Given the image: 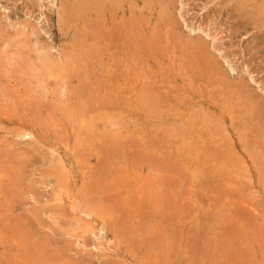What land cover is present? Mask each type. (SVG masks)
I'll return each instance as SVG.
<instances>
[{
  "label": "rangeland",
  "instance_id": "1",
  "mask_svg": "<svg viewBox=\"0 0 264 264\" xmlns=\"http://www.w3.org/2000/svg\"><path fill=\"white\" fill-rule=\"evenodd\" d=\"M263 104L264 0H0V264H264Z\"/></svg>",
  "mask_w": 264,
  "mask_h": 264
},
{
  "label": "bare ground",
  "instance_id": "2",
  "mask_svg": "<svg viewBox=\"0 0 264 264\" xmlns=\"http://www.w3.org/2000/svg\"><path fill=\"white\" fill-rule=\"evenodd\" d=\"M170 1H171V0H170ZM152 2H153V1H152ZM159 2H160V0H159ZM143 3H145V2H143ZM167 3H168V2H167ZM153 4H154V3H153ZM148 5H149V4H148ZM150 5H151V4H150ZM161 5H162V4H161ZM144 7H146V6H144ZM168 7H169V6H168ZM168 7H167V8H168ZM163 8H165V7L162 6L161 9H163ZM168 10H169V9H168ZM162 11H163V10H162ZM160 13H161V12H160ZM162 13H163V12H162ZM165 15H166V14H165ZM161 16H164V14L161 15ZM83 18H84V17H83ZM98 18H99V16H98ZM131 19H133V18H131ZM59 20H60V19H59ZM134 21H135V20H134ZM86 22H87V21H86ZM88 22H89V21H88ZM139 22H140V21H139ZM74 23H75V22H74ZM117 23H118V22H117ZM140 23H141V22H140ZM81 25H82V24H81ZM104 25H105V24H104ZM104 25H103V26H104ZM123 25H124V24H123ZM138 25H139V24H138ZM101 26H102V25H101ZM101 26H100V27H101ZM105 26H106V25H105ZM120 26H121V24H120ZM128 26H131V25L128 24ZM132 26H133V25H132ZM98 27H99V26H98ZM121 27H122V26H121ZM91 28H92V27H91ZM106 28H107V27H106ZM118 28H119V27H118ZM125 28H126V27H125ZM100 29H101V28H100ZM120 29H121V28H120ZM122 29H124V27H123ZM128 29H129V28H128ZM128 29H127V30H128ZM133 30H134V29H133ZM117 31H119V30H117ZM124 31H125V30H124ZM87 32H89V31H87ZM95 32H97V31H95ZM95 32H94V33H95ZM99 32H100V31H99ZM99 32H98V33H99ZM120 32L122 33L123 31L120 30ZM76 33H77V32H76ZM78 33H80V32H78ZM90 33H92V32H90ZM102 33H103V32H102ZM124 33H125V32H124ZM127 33H128V32H127ZM87 34H88V33H87ZM105 34H108V32L106 33V30H105ZM125 34H126V33H125ZM74 35H75V34H74ZM101 35H102V34H101ZM123 35H124V34H123ZM94 36H95V35H94ZM112 36H113V35H112ZM77 37H78V36H77ZM87 37H88V36H87ZM103 37H105V36L103 35ZM108 37H110V36L108 35ZM74 38H75V37H74ZM101 38H102V37H101ZM130 38H131V37H130ZM91 39H92V38H91ZM93 39H94V38H93ZM93 39H92V40H93ZM106 39H108V38L106 37ZM113 39H114V38H113ZM89 40H90L89 38H88V40L86 39V41H89ZM77 41H78V40H77ZM84 41H85V39H84ZM108 41H109L110 44L114 43V40H109V39H108ZM120 41H122V39H121ZM126 41H127V40H126ZM198 42H200V40H199ZM95 43H96V42H95ZM101 43H102V42H101ZM118 43H119V42H118ZM122 43L125 44V42H122ZM76 44H77V43H76ZM80 44H81V43H80ZM84 44L86 45L87 43L83 42V45H84ZM89 44H91V43H89ZM105 44H106V43H105ZM131 44H132V43H131ZM95 45H96V44H95ZM97 45H98V44H97ZM106 45H107V44H106ZM106 45H105V46H106ZM116 45H117V44H116ZM122 45H123V44H122ZM122 45H121V46H122ZM125 45H126V44H125ZM125 45H124V47H125ZM98 46H99V45H98ZM100 46H101V45H100ZM109 46L112 47L111 45H109ZM121 46H120V48H121ZM126 46H127V45H126ZM198 46H199V45H197V47H198ZM89 47H90V46H89ZM118 47H119V45H118ZM41 48H42V47H41ZM76 48H77V47H76ZM120 48H119V49H120ZM125 48H127V47H125ZM129 48H130V47H129ZM131 48H132V47H131ZM190 48H191V47H190ZM190 48H189V49H190ZM192 48L194 49V48H196V47L193 46ZM192 48H191V49H192ZM39 49H40V48H39ZM39 49H38L37 51H38V52H41V51H39ZM94 49L98 50L99 48H98V49H97V48H94ZM137 49H138V48H137ZM198 49H199V48H198ZM203 49H204V48H203ZM45 50H46V48H45ZM45 50H44V52H45ZM70 50L73 51L72 49H70ZM131 50H132V49H131ZM133 50H135V48H134ZM145 50H146V49H144V51H145ZM71 51H70V52H71ZM117 51H119V50H117ZM121 51H122V50H121ZM123 51H124V50H123ZM125 51H126V50H125ZM125 51H124V52H125ZM188 51H189V50H188ZM196 51H197V49H196ZM200 51H201V47H200ZM97 52H98V51H97ZM115 52H116V49H115ZM138 52H139V51H138ZM138 52H135V53H138ZM83 53H84V52H83ZM85 53H86V52H85ZM88 53H89V52H88ZM98 53H99V52H98ZM102 53H103V52H102ZM116 53H117V52H116ZM116 53H115V55H116ZM130 53H131V52H130ZM130 53H128V54H129L128 56H130ZM45 54H46V53H45ZM99 54H100V53H99ZM104 54H105V51H104ZM125 54H127V53H125ZM138 54H139V53H138ZM138 54H137V55H138ZM50 55H51V54H50ZM92 55L94 56V54H92ZM100 55L103 56V54H100ZM187 55H188V54H187ZM199 55H200V54H199ZM199 55H198V56H199ZM40 56H42V55H40ZM78 56H79V55H78ZM112 56H113V54H112ZM132 56H134V55H132ZM132 56H130V57H132ZM208 56H209V55H208ZM48 57H49V55H48ZM48 57H47V58H48ZM72 57H74V56H72ZM75 57H76V55H75ZM116 57H117V56H116ZM124 57L127 58L126 56H124ZM135 57H136V56H135ZM194 57H195V56H194ZM57 58H58V56H57ZM132 58H133V57H132ZM144 58H145V57H144ZM195 58H196V57H195ZM195 58H193V59H195ZM18 59H19V58H18ZM66 59H68V58H66ZM119 59H121V58H119ZM134 59H135V58H134ZM134 59H133V61H134ZM142 59H143V58H142ZM196 59H197V58H196ZM42 60H43V59H41V61H42ZM47 60L49 61V58H48ZM47 60H46V61H47ZM87 60H89V57L87 58ZM127 60H128V59H127ZM143 60H144V59H143ZM50 61H51V59H50ZM59 61H60V60H59ZM63 61H64V60H63ZM115 61H116V60H115ZM119 61H121V60H119ZM137 61H139V60H137ZM98 62H99V61H98ZM135 62H136V60H135ZM147 62H148V61H147ZM205 62H206V61H205ZM46 63H47V62H46ZM139 63H141V62L139 61ZM192 63H193V62H192ZM196 63H197V62H196ZM215 63H216V62H215ZM218 63H219V62H218ZM93 64H94V63H93ZM115 64H116V62H115ZM45 65H46V64H45ZM49 65H50V64H49ZM58 65H59V64H58ZM138 65H139V64H138ZM140 65H141V64H140ZM193 65H194V64H193ZM218 65H219V64H218ZM42 66H43V65H42ZM111 66H112V65H111ZM133 66H134V65H133ZM145 66H146V65H145ZM204 66H205V65H204ZM204 66H203V67H204ZM88 67H89V66H88ZM115 67H116V66H115ZM130 67H132V66H130ZM135 67H137V66H135ZM139 67H140V66H139ZM141 67H142V66H141ZM200 67H201V65H200ZM203 67H202V68H203ZM212 67H213V65H212ZM46 68H47V67H46ZM58 68H59V67H58ZM58 68H57V69H58ZM61 68H62V67H61ZM61 68H60V69H61ZM208 68H209V67H208ZM232 68H233V67H232ZM39 69H40V68H39ZM47 69H48V68H47ZM119 69H120V68H119ZM36 70H37V69H36ZM40 70H41V69H40ZM62 70H63V68H62ZM66 70H67V69H66ZM111 70H112V69H111ZM202 70H204V69H202ZM232 70H233V69H232ZM55 71H56V69H55ZM78 71H79V70H78ZM206 71H207V70H206ZM208 71H209V70H208ZM213 71H214V69H213ZM36 72H37V71H36ZM45 72H46V71H45ZM53 72H54V71H53ZM103 72H104V71H103ZM109 72H110V71H109ZM185 72H186V71H185ZM211 72H212V71H211ZM219 72H220V71H219ZM232 72H233V71H232ZM21 73H22V72H21ZM47 73H48V72H46V75H47ZM54 73H55V72H54ZM56 73H57V72H56ZM112 73H113V72H112ZM44 74H45V73H44ZM103 74H104V73H103ZM33 76H34V75H33ZM38 76H39V75H38ZM52 76H53V73H52ZM192 76H193V75H192ZM41 77H42V76H41ZM63 77H64V76H63ZM114 77H115V76H114ZM120 77H121V75H120ZM120 77H118V79H120ZM34 78H35V76H34ZM42 78H43V77H42ZM42 78H41V80H42ZM115 78H116V77H115ZM43 79H46V76H45V78H43ZM57 79H58V78H57ZM111 79H112V78H111ZM86 80H87V79H86ZM66 81H67V79H66ZM112 81H113V80H112ZM119 81H120V80H119ZM63 82H64V81H63ZM86 82H87V81H86ZM115 82H116V81H115ZM155 82H156V81H155ZM41 83H42V82H41ZM44 83H45V82H44ZM46 83H47V82H46ZM65 83H66V82H65ZM87 83H88V82H87ZM42 84H43V83H42ZM59 84H61V82H60ZM114 84H115V83H114ZM212 84H213V83H212ZM235 84H236V83H235ZM88 85H89V84H88ZM60 86H61V85H60ZM64 86H66V85H63L62 87H64ZM67 86H68V84H67ZM109 86H110V85H109ZM233 86H234V85H233ZM240 86H241V85H240ZM243 86H244V85H242V88H243V89H246V88H244ZM245 86H246V85H245ZM87 87H88V86H87ZM87 87H86V88H87ZM103 87H104V86H103ZM156 87L158 88L159 86H156ZM156 87H155V88H156ZM160 87H161V86H160ZM237 87H238V86H237ZM237 87H236V88H237ZM65 88H67V87H65ZM89 88H90V87H89ZM157 88H156V91H157ZM83 89H84V88H83ZM119 89H120V88H119ZM140 89H141V88H140ZM234 89H235V88H234ZM237 89H239V87H238ZM248 89H249V88H248ZM62 90H63V89H62ZM142 90H144V89H142ZM147 90H148V88L146 89V91H147ZM158 90H159V88H158ZM146 91H145L144 93H146ZM120 92H121V89H120ZM149 92H152V91L149 89V91H147V94H146L147 96H146V95H145V96H146V97H149V99L151 100L150 96H148V94H150ZM157 92H158V91H157ZM159 92H161V91H159ZM227 92H228V91H227ZM238 92H239V91H238ZM61 93H62V92H61ZM63 93H65V92H63ZM63 93H62V94H63ZM144 93H143V96H144ZM153 93H155V92H153ZM162 93H163V92H162ZM235 93H236V92H235ZM160 94H161V93H160ZM236 94H237V93H236ZM241 95H242L241 92H239V97H240ZM151 96H152V94H151ZM153 96H154V95H153ZM155 96H156V95H155ZM159 96H160V95H159ZM247 96H249L248 93H247ZM253 96H254V95H253ZM139 97H140V95H139ZM175 97H176V96H175ZM175 97H174V98H175ZM242 97H246V96H245V95H244V96L242 95ZM250 97H251V95H250ZM141 98H143V97L141 96ZM144 98H145V97H144ZM158 98H160V97H157V99H158ZM236 98H237V97H236ZM254 98H255V97H254ZM256 98H257V97H256ZM112 99H113V98H112ZM146 99H147V98H146ZM153 99H154V97H153ZM177 99H178V98H177ZM239 99H240V98H239ZM242 99H243V98H242ZM248 99H249V98H248ZM259 99H260V98H259ZM160 100H161V99H160ZM243 100H244V99H243ZM252 100H253V102H252V101H251V102H252L253 104H254V103H255V104H258V103L255 102V100H254L253 98H252ZM111 101H112V100H111ZM145 101H146V100H145ZM147 101H148V100H147ZM147 101H146V102H147ZM174 101H175V99H174ZM238 101H239V100H238ZM260 101H261V100H260ZM143 102H144V101H143ZM253 104H251V105H253ZM255 104H254V106H256ZM259 104H261V103H259ZM263 105H264V104H263ZM254 106H253V109H255V110L257 111L258 108H254ZM261 106H262V105H261ZM261 106L258 105V107H260V109H261ZM249 107H250V106H249ZM262 107L264 108V106H262ZM251 108H252V107H251ZM199 109H200V108H199ZM258 110H259V109H258ZM263 110H264V109H263ZM256 111H255V112H256ZM259 111H260V110H259ZM260 112H262V111H260ZM263 112H264V111H263ZM258 113H259V112H258ZM259 114H261V113H259ZM262 114H263V113H262ZM204 116H205V115H204ZM208 116H209V115H208ZM255 116H256V114H255ZM257 116H258V115H257ZM261 116H262V115H261ZM263 117H264V115H263ZM263 117H261V118H263ZM204 118H205V117H204ZM254 118H255V117H254ZM256 118H257V117H256ZM258 118H259V117H258ZM261 118H260V119H261ZM206 119H208V117H206ZM263 119H264V118H263ZM204 120H205V119H204ZM261 120H262V119H261ZM179 121H180V120H179ZM208 121H209V119H208ZM181 122H182V121H181ZM245 122H246V121H245ZM186 126H187V125H186ZM262 126H263V129H264V124H263ZM194 127H195V129H196V126H194ZM171 128H172V127H171ZM209 128H210V127H209ZM257 129H258V128H257ZM182 130H184V129H182ZM185 130H186V129H185ZM185 130H184V132L186 133ZM187 131H188V129H187ZM196 131H197V132H198V131L200 132V130H198V129H196ZM25 132H26V131H25ZM27 132H28V131H27ZM188 133H189V132H187V134H188ZM191 133H192V132H191ZM199 134H200V133H199ZM27 135H28V134H27ZM29 135H30V134H29ZM29 135H28V136H29ZM185 135H186V134H185ZM255 135H256V134H255ZM187 136H189V135H187ZM201 136L204 137L203 135H201ZM263 136H264V135H263ZM189 138H190V137H189ZM202 140H203V139H202ZM202 140H201V141H202ZM202 144H203V143H202ZM203 145H204V144H203ZM205 145H206V144H205ZM205 145H204V146H205ZM192 146H194V144H193ZM199 147H200V146H199ZM205 148H206V147H205ZM190 149H191V148H190ZM199 149H200V148H199ZM218 149H219V148H218ZM195 150H196V149H195ZM184 151H186V150H184ZM190 151H191V150H190ZM219 151H220V150H219ZM252 151H253V150H252ZM216 152H217V151H216ZM255 152H256V151H255ZM65 153H66V152H65ZM203 153H204V152H203ZM258 153H261V152H258ZM68 155H69V153H68ZM201 155L204 157V154H201ZM255 155H256V154H255ZM259 155H260V154H259ZM208 156H210V155H208ZM76 157H77V156H76ZM205 157H206V156H205ZM205 157H204V158H205ZM209 158H210V157H209ZM62 159H63V157H62ZM150 159H151V158H150ZM253 159H254V158H253ZM148 160H149V158H148ZM203 160H204V159H203ZM210 160H211V159H210ZM254 160H255V159H254ZM77 161H78V160H77ZM152 161H153V160H152ZM220 161H221V160H220ZM205 162H206V161H205ZM183 163H184V162H183ZM213 163H214V162H213ZM80 164H81V163H80ZM184 164H185V163H184ZM216 164H217V163H216ZM174 165H175V164H174ZM204 165H205V164H204ZM164 166H165V165H164ZM176 166H177V165H176ZM210 166H211V165H210ZM63 167H64V165H63ZM65 167H66V166H65ZM79 167H80V166H79ZM196 167H197V166H196ZM201 168H202V167H201ZM64 169H65V168H64ZM195 169H196V168H195ZM209 169H210V167H209ZM65 171H66V169H65ZM174 171H175V170H174ZM175 172H176V171H175ZM177 173H178V172H177ZM181 174H182V173H181ZM67 175H68V174H67ZM177 175H178V174H177ZM168 176H169V175H168ZM198 176H199V175H198ZM175 178H176V177H175ZM195 178H196V177H195ZM167 180H168V179H167ZM101 185H102V184H101ZM169 189H170V188H169ZM165 192H166V191H165ZM164 201H165V200H164ZM246 218H247V217H246ZM169 219H170V218H169ZM250 220H251V219H250ZM191 261H192V260H191Z\"/></svg>",
  "mask_w": 264,
  "mask_h": 264
}]
</instances>
